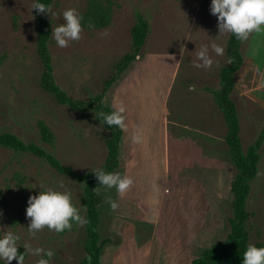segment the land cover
Returning a JSON list of instances; mask_svg holds the SVG:
<instances>
[{
  "label": "rangeland",
  "instance_id": "374dc122",
  "mask_svg": "<svg viewBox=\"0 0 264 264\" xmlns=\"http://www.w3.org/2000/svg\"><path fill=\"white\" fill-rule=\"evenodd\" d=\"M33 0H0V132L16 135L54 155L79 174L103 168L109 132L92 111L59 104L41 86ZM211 0H117L112 20L103 29H85L67 47L49 50L55 83L73 99L98 96L116 64L131 50L136 15L150 25L142 55L104 97L113 111L124 108L119 167L132 185L123 196L115 187L98 193L102 239L101 264H191L201 252L229 234L231 182L236 169L225 142L226 124L211 90L219 89V72L227 63L231 33L219 35ZM52 27L64 23L63 12L83 14L88 0H53ZM224 48L216 55L211 45ZM202 46L212 64L197 67ZM244 64L231 94L240 119L246 152L264 129V31L253 32L242 45ZM190 84L196 85L189 91ZM39 122L52 131L53 143L41 139ZM139 137L134 141L133 137ZM259 172L251 184L247 208L250 244H264V143ZM63 186V187H61ZM84 183L58 173L30 153L0 147V235L11 231L31 248L51 249L49 264H78L85 257L84 224L72 222L61 233L43 228L33 236L26 217L28 198L41 190H68L84 218ZM109 198L118 203L113 210ZM43 255V254H41ZM40 256L25 253L24 264ZM0 264L4 261L0 260ZM11 264H17L16 260Z\"/></svg>",
  "mask_w": 264,
  "mask_h": 264
},
{
  "label": "trees",
  "instance_id": "16d2710c",
  "mask_svg": "<svg viewBox=\"0 0 264 264\" xmlns=\"http://www.w3.org/2000/svg\"><path fill=\"white\" fill-rule=\"evenodd\" d=\"M41 2L51 5L53 0H41ZM117 0H88V8L82 14V26L85 29H103L110 25L113 14V5ZM37 31V52L42 62L43 73L41 77L42 88L52 95L55 100L68 106L73 110L92 111L95 120L99 125L109 132L106 141L107 160L102 169L114 172L120 164L119 149L124 135L118 126H108L103 122L101 113L113 112V109L106 105L104 97L109 89L115 84L129 66L142 55V50L149 36V22L141 15H136V23L131 31V50L115 66V72L106 80L102 92L89 102H82L71 99L54 80L53 63L49 50L51 42L52 24L47 14H40L34 9ZM93 27L89 28V24ZM244 41L237 40L230 34L226 48L227 63L223 65L219 72V89L211 90L214 102L221 111L227 132L225 142L228 146L229 160L236 169L235 177L231 182V214L228 218L229 234L210 247L204 249L201 254L192 260L191 264H242L243 252L250 244V232L248 224L250 213L247 208L248 199L251 195V184L259 172L261 160L260 150L264 143V129L259 138L249 146L245 152L242 148L240 138V119L237 106L231 98L235 88V75L244 64L242 45ZM41 139L46 143H53L54 136L51 129L44 123L38 124ZM0 147L11 149L17 153H30L45 160L58 173L67 174L78 182L84 183L86 211L84 219V250L86 257L78 264H101V258L106 245L100 233L101 211L100 204L102 197L98 189L99 185L95 174L88 172L79 174L63 164L52 154L34 143H26L16 135L8 132H0ZM256 247H264L263 243H258Z\"/></svg>",
  "mask_w": 264,
  "mask_h": 264
},
{
  "label": "clouds",
  "instance_id": "9594fccd",
  "mask_svg": "<svg viewBox=\"0 0 264 264\" xmlns=\"http://www.w3.org/2000/svg\"><path fill=\"white\" fill-rule=\"evenodd\" d=\"M32 10L35 9L40 14L52 15L51 5H47L41 0H33ZM210 13L217 17V28L219 35L222 33H231L237 40L245 41L253 32L264 31V0H211ZM83 17L74 8H69L63 12L64 23L52 27L51 36L54 38L58 47L64 48L72 41H77L81 37ZM89 28L93 27L90 23ZM212 51L222 56L224 54L223 46L213 43ZM197 56L203 61V64H197V67H208L212 64L209 56V47L202 46L197 52ZM189 91H195L196 85L190 84ZM124 108L111 113H101L103 122L108 126H118L122 130L126 128ZM139 137L134 136L133 140ZM99 185L107 188L115 187L116 192L123 196L133 181L126 175L118 172H108L104 169H92ZM63 187V186H61ZM110 207L115 210L118 203L109 198ZM2 215V212H0ZM26 217L29 218V232L35 236L37 232L47 227L49 230L61 233L66 229L72 228V222L84 224L86 220L81 216L79 209L73 204L72 196L68 190H41L37 195H31L28 198L26 207ZM21 237L11 231L3 232L0 235V260L4 264H11L16 260L17 264H24L25 253H32L41 258L37 264H49L54 252L51 249L31 248L27 243L23 244L25 251H18L17 242ZM43 254V255H41ZM242 264H264V247H256L249 244L243 252Z\"/></svg>",
  "mask_w": 264,
  "mask_h": 264
}]
</instances>
